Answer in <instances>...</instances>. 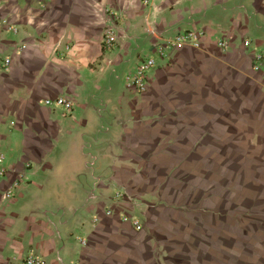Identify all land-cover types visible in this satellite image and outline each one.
<instances>
[{
	"label": "crops",
	"instance_id": "0c3cea01",
	"mask_svg": "<svg viewBox=\"0 0 264 264\" xmlns=\"http://www.w3.org/2000/svg\"><path fill=\"white\" fill-rule=\"evenodd\" d=\"M189 29L200 47L159 56ZM254 50L264 0H0V264H264Z\"/></svg>",
	"mask_w": 264,
	"mask_h": 264
},
{
	"label": "built area",
	"instance_id": "2783aa9c",
	"mask_svg": "<svg viewBox=\"0 0 264 264\" xmlns=\"http://www.w3.org/2000/svg\"><path fill=\"white\" fill-rule=\"evenodd\" d=\"M154 0H144L146 4L151 3ZM203 33L200 30H186L181 31L175 37L169 39L165 43H158L156 46L157 52L160 57L167 58L169 56V49L173 48L179 44H189L192 46L200 47L201 46V37ZM103 47L107 50L112 49L117 42V35L113 27L109 26L105 29L103 34ZM244 45L247 48L251 46V40L245 39L243 41ZM218 45L222 48L228 49L230 44L225 39H219ZM10 62L9 58L5 59L6 65ZM156 60L153 57H146L142 59L141 62L138 64L134 72H131L126 75L125 80L128 89H130L134 93H143L148 88V74L149 71L155 66ZM252 68L254 71L261 73L264 75V50H254L252 55ZM45 104L48 106H61L66 111L73 110L75 106V101L67 96H59L56 99H46ZM2 158H0L1 160ZM5 172V167L0 166V176H3ZM20 180L15 181L12 188L9 189L6 196L13 197L16 193V188L19 186ZM121 218L127 220L128 217L126 215H122ZM135 226L137 228H142L143 224L138 219H133ZM86 240L82 239V243H85ZM22 264H45V260L36 255V254H28ZM79 264V263H74Z\"/></svg>",
	"mask_w": 264,
	"mask_h": 264
}]
</instances>
